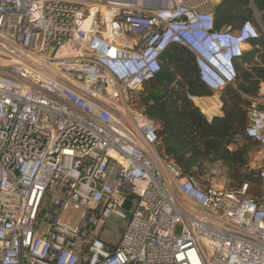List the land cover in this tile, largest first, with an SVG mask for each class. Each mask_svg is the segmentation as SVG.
<instances>
[{
  "label": "built area",
  "instance_id": "obj_1",
  "mask_svg": "<svg viewBox=\"0 0 264 264\" xmlns=\"http://www.w3.org/2000/svg\"><path fill=\"white\" fill-rule=\"evenodd\" d=\"M219 3L0 0V264H264V199L185 175L135 103L172 46L212 94L234 85L259 33L216 28ZM246 121L264 148V82Z\"/></svg>",
  "mask_w": 264,
  "mask_h": 264
},
{
  "label": "trees",
  "instance_id": "obj_2",
  "mask_svg": "<svg viewBox=\"0 0 264 264\" xmlns=\"http://www.w3.org/2000/svg\"><path fill=\"white\" fill-rule=\"evenodd\" d=\"M214 19L218 29L225 25L236 27L244 21L255 22L259 33L258 39L250 43V50L235 61L236 88L229 86L220 96L223 116L214 117L209 123L203 115L211 119L210 114L217 111L201 110L202 115L192 103L191 97H210L212 93L198 80L194 57L182 46H172L164 52L160 74L142 85L135 101L143 114L158 125L160 155L175 162L185 175L193 177L199 172L200 161L210 157L242 167L241 156L228 152L227 147L236 135L251 141L244 135L246 113L257 96L259 84L264 82V0H220ZM260 51L263 52L259 56L261 64H255L250 70L245 68L252 65ZM254 174L231 180H238L235 190L247 184L246 195L257 199L251 186L256 181L264 182L259 171L256 180L252 178Z\"/></svg>",
  "mask_w": 264,
  "mask_h": 264
},
{
  "label": "rangeland",
  "instance_id": "obj_3",
  "mask_svg": "<svg viewBox=\"0 0 264 264\" xmlns=\"http://www.w3.org/2000/svg\"><path fill=\"white\" fill-rule=\"evenodd\" d=\"M256 22L259 28L261 29L259 22ZM249 50L250 47L247 48V51ZM262 54L263 52L260 51L251 63L252 65L246 66L245 68L250 70V68H252V66H254L255 64L260 65L261 61L259 56H261ZM232 88H236V84ZM222 93L223 92H220L218 94H212L210 97L216 96L220 99ZM139 95L140 92L135 95V97L138 99ZM195 103L201 110H205L198 105L196 100ZM216 109L207 112L212 113ZM227 151L230 153L237 152L238 155L241 156L243 163L242 167H233L232 165L228 164L227 162H224L223 160L216 161L215 159L213 160V158L210 157L206 160L200 161L201 167L197 169L199 172L195 176L196 179L199 182L210 183L214 186H222L226 189L235 190L237 188L238 180L232 181V177H235V179H241L246 175L255 173L254 175H252V178L256 180V172H258L259 170H264V148L257 146L251 141L248 142L243 135H236L232 137L230 139V144L227 147ZM251 190L253 193L255 192L257 194L256 198L258 200L264 199V183L256 181L251 186ZM129 217L130 215L129 213H127L126 220H122L121 218L115 216H112L110 219H108L105 227L103 228V238L106 241L115 244L117 242L118 237L121 236L123 230L125 229Z\"/></svg>",
  "mask_w": 264,
  "mask_h": 264
},
{
  "label": "crops",
  "instance_id": "obj_4",
  "mask_svg": "<svg viewBox=\"0 0 264 264\" xmlns=\"http://www.w3.org/2000/svg\"><path fill=\"white\" fill-rule=\"evenodd\" d=\"M192 103H194V106L197 107L200 111V113L202 114L201 112V109L196 105L195 101L194 100H198L200 101L201 103L203 102V105L206 107H213V106H217L215 109L217 112H215L214 114H210V115H213L211 119L207 118V116L203 115L207 122H211V120L214 118V117H222L223 116V113H222V103L220 101V99L218 97H191L190 98ZM200 99V100H199ZM196 169V168H194Z\"/></svg>",
  "mask_w": 264,
  "mask_h": 264
},
{
  "label": "bare ground",
  "instance_id": "obj_5",
  "mask_svg": "<svg viewBox=\"0 0 264 264\" xmlns=\"http://www.w3.org/2000/svg\"><path fill=\"white\" fill-rule=\"evenodd\" d=\"M200 100V99H199ZM195 101V100H194ZM197 101V103H198V105L201 107V108H203V109H205L206 110V112L207 111H212V110H214L217 106H213V107H205L204 105H203V102L201 103L200 101H198V100H196ZM204 110V111H205ZM216 111V110H215Z\"/></svg>",
  "mask_w": 264,
  "mask_h": 264
},
{
  "label": "water",
  "instance_id": "obj_6",
  "mask_svg": "<svg viewBox=\"0 0 264 264\" xmlns=\"http://www.w3.org/2000/svg\"><path fill=\"white\" fill-rule=\"evenodd\" d=\"M263 30V29H262ZM132 199V197H129L127 202L125 203V210H128L130 207V200Z\"/></svg>",
  "mask_w": 264,
  "mask_h": 264
}]
</instances>
